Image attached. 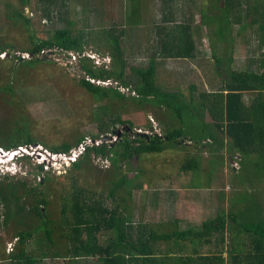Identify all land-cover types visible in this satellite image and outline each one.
Wrapping results in <instances>:
<instances>
[{"label": "trees", "instance_id": "obj_1", "mask_svg": "<svg viewBox=\"0 0 264 264\" xmlns=\"http://www.w3.org/2000/svg\"><path fill=\"white\" fill-rule=\"evenodd\" d=\"M70 1L72 0H39V3L35 2L32 7V0H21L20 5L24 9L17 10L14 20L17 28L26 35L30 46L22 48L20 52L36 55L42 49L53 47L74 52L83 51L84 43L79 35L80 31L77 30L78 17L73 16L69 20L67 16L70 14L72 3ZM214 1L211 7L213 20L207 18L205 14L202 15L203 22L208 29L210 28L208 35L209 33L210 36L215 35L217 27L221 37L224 38L225 33H229L233 26L239 25L240 31L243 32L248 27L253 28L254 23L259 20L262 21V30H264V0ZM58 3L57 13L61 19L67 16L65 21L68 27L55 30L51 39L42 40L37 36L38 33L32 30V17L25 11V7H29L31 13L41 12L42 18L51 19L53 9ZM244 4L247 7L243 10ZM210 36L214 63L217 64L222 60L220 58L222 56L218 55ZM179 39L183 41L182 38ZM7 49L6 44H1V53H6ZM187 56L189 54L182 55V57ZM17 59L23 64L26 61H47L41 57H34L31 60H24L22 57ZM249 59L241 69H233L229 64L233 72L229 75L226 88L204 94L210 95L211 101L199 104L203 107L202 111H211L214 116V130H209L208 125L202 121L204 112L199 113L201 116L190 107L189 111L192 110L186 119L194 123L193 125L189 126L179 120L178 125L172 122L165 126L163 135L134 132V138H130L133 124L121 120L119 116L111 118V124L116 121L128 123L131 130L123 132L115 142L107 141L87 147L85 153L71 165L69 173L67 172L74 181L71 191L58 190L53 193L55 197L51 198L54 180L52 173L44 170L43 164L35 165V169L41 175L37 185L31 184L26 178L16 179L9 176L3 178L0 181V225L4 217V227L9 228L13 225L11 232L16 240L13 245L10 244L6 258L17 264H41L46 260L57 263L61 259L68 261L69 264H75V261L88 258H97L103 264H264V218L257 196L252 199L242 197L236 212H226L223 209L215 218L204 220L198 228L190 226L182 230L179 226L182 220L178 218L173 221H158L155 223L156 227L144 221L134 223L128 206V202H132V191L126 190L127 198L120 197V191L125 189L124 186L128 183L125 174L110 177L112 184L109 196L116 202L114 208L107 206L96 190L97 186L89 181L91 177L99 179V174L93 173L96 172L95 159L110 160L115 170H121L119 164L128 162L134 156L144 159L145 155L162 153L168 148L182 145L181 137L191 133L192 130L201 129L198 127L199 118L202 132L208 130L209 133L206 136H193L190 138L191 141L202 143L204 139L211 138L216 143L217 135L214 133L224 132L231 139L236 151L246 156L254 155L259 159L254 175L261 169L264 170L262 166L264 165V56L258 61L257 69L250 66L253 60ZM81 63L83 71L93 79H115L124 87L133 83L135 85L132 90L135 92L133 97L152 100L160 108L165 107L179 116L178 118H181L182 111L193 105V96L190 104L184 102L179 104L176 101L178 97L174 94L162 92L154 82V70L137 72L136 75L140 79L135 80V75L131 77L124 72L95 69L89 62ZM24 70L25 68L21 70V75L22 73L28 75ZM80 84L90 93L99 94L97 96L100 98L109 96L107 90H103L107 87L97 86L85 78L80 80ZM193 89L196 88L193 86ZM116 92L121 98H126L119 90ZM246 94L250 95L248 104L245 100ZM12 108L17 112V105L13 104ZM17 122L24 126L17 128ZM11 123L15 125L14 128L0 132V146L14 150L36 143V140L28 135V123H24V117L22 121H17V116H14ZM109 125L103 122L100 126L102 135L93 136L92 139L102 141L108 134ZM24 131L27 133L25 138ZM86 138L80 135L73 142L67 141L49 148L54 153H69ZM29 158L30 156H25L23 160ZM197 167V164L188 165L183 171L196 170ZM140 172L139 176L142 175L143 170ZM80 178H84L83 186L77 185ZM135 186L142 187L140 184ZM245 203L250 209L244 206ZM107 232H112V235L107 244H104L101 238L106 236ZM2 243L0 239V245ZM205 250L208 252L203 253L202 251ZM2 257L4 255L0 251V259Z\"/></svg>", "mask_w": 264, "mask_h": 264}, {"label": "rangeland", "instance_id": "obj_2", "mask_svg": "<svg viewBox=\"0 0 264 264\" xmlns=\"http://www.w3.org/2000/svg\"><path fill=\"white\" fill-rule=\"evenodd\" d=\"M77 1L78 3L70 1V3L72 2L70 14L67 16L69 20L73 16L78 17L77 30L80 31L82 25H79L82 20H88V11H84L85 6L80 3L83 0ZM199 1L202 3L201 0ZM35 2L39 3V0H32V7H34ZM20 3L21 0H0V46L1 44L8 46L7 55L4 58L1 56L2 51L0 52V132H6L11 130V127H15L11 123L14 116H17V121H22V117H24V123H28V129L26 127L28 135L35 139L36 143L30 146H21L25 150L30 149L32 152L30 154L34 155V158L30 156L32 158L22 159L18 162L17 160L12 161L11 158H14V152L19 147L14 150H7L0 146V181L9 176L16 179L26 178L31 184L37 185L41 175L35 169V165L45 161L44 170L50 171L54 180L51 198L55 197L53 193L58 190L71 191L74 181L67 175L72 164L64 160L51 161L52 159L45 153V150L51 152L50 146H59L67 141L73 142L80 135L88 139H92L93 136H100L102 135L100 126L103 122L110 124L108 134H106L109 136L107 141L115 142L122 136L123 132L131 130L128 123L116 121L111 124L110 119L119 116L121 120L130 121L133 124V130L129 134L130 138H134V132L145 135H163L165 126L172 122L178 125L179 120L189 126L193 125L194 123L186 119L192 109L197 114L204 112V116L199 114L203 117L202 121L208 125L209 130H214L215 118L210 113L211 111H202L203 107L199 106L201 102L211 101L210 95L205 96L204 94L218 92L226 88V82L230 79L229 75L233 72L231 68H234L230 65H235L234 53L243 68L245 65L242 64H247L248 59L253 55L262 54L264 56V44L262 46L258 43L255 30L252 31L251 36H247L248 40H252V42L245 41L246 37H244L240 38L241 42L238 39L237 42L231 43V37L228 36V33L226 32L223 38L216 27V34L210 36L209 33V36L218 51V55L222 56H219L222 60L217 64L214 63L208 72L209 74H205L203 69H200L203 74L198 75H173L164 70L165 74L154 76V82L158 88L164 93L174 94L178 97L177 103L190 104L193 96V105L182 111L181 118H178L179 116L165 107L160 108L152 100L133 97L135 96L132 91L135 86L133 83L124 87L120 82H117V86L113 85V87L103 89L109 93L107 98H100L97 96L99 94L90 93L80 84V80L86 77L82 73L83 71L76 72L72 70L71 66L67 67L65 61L61 60L59 56H55L56 59H50V61H26L24 64L19 62L14 54L22 48L30 46L26 35L17 28V23L14 20L17 10L24 9ZM245 7H247L246 4ZM199 10L200 8L197 15L198 21L200 18ZM25 11L32 17V30H35L38 33L37 36L42 40L51 39L55 30L68 27L67 21H65L67 16L61 19L57 13L59 3L54 7L53 18L51 19L42 18L41 12L31 13L29 7H25ZM118 12L121 16L122 11L118 10ZM205 15L213 20L210 13ZM127 17L122 15L121 19L125 22ZM118 21H120L119 18ZM113 28L112 26L107 29L103 26L99 30L91 29L88 32L91 36L88 34L86 36L90 37L88 39L91 40L92 45L93 42L100 43L101 48L104 49L105 46L108 52L117 53L119 48L126 50L127 47L132 48L126 43L120 44L122 36L118 29ZM252 29L248 27L246 31L250 32L249 30ZM200 36H202L200 39L209 46L206 30L202 26L200 27ZM207 46H203L201 50L206 53L205 48H207V53H210ZM122 49L120 52H123ZM127 53L133 55L135 52L129 50ZM99 56L103 59H110L108 68L96 67L94 61L89 58H83L82 62H89L95 69L112 70L111 57H106L103 54ZM115 63L118 65L116 59ZM121 63L123 62L121 61ZM20 65L22 66L19 68ZM22 68H25L24 72L27 71L28 75L24 73L21 75ZM113 70L120 72L121 68L118 67V69L114 68ZM142 70L149 69L142 68ZM133 71L137 72L136 70ZM133 75L136 76L135 80L140 79L136 74L127 76L132 77ZM193 86L196 89H193ZM122 88H129V91L132 92L124 91V93L121 91ZM117 90L122 92L126 98H121L116 92ZM249 97L250 95L246 94L245 100H248ZM13 104L17 105V112L13 110ZM190 107L192 109L189 111ZM198 121V127L201 129L192 130L191 133L181 137L182 145L168 148L162 153L145 155L144 159L134 156L128 162L119 164L121 170H115L110 160L95 159L96 172L93 173L99 174V179L91 177L90 183L97 186L96 190L107 206L114 208L116 202L114 198L111 199L109 196V189L112 184L110 177L112 175L121 176V173L125 174L128 183L125 184V189L120 191V197L125 196L127 198L126 193L128 192L126 190L132 191V202H128V206L136 224L144 221L156 227L155 223L158 221H173L178 218L182 220L180 228L185 230L190 226L200 225L204 220L215 218L220 210L236 212L239 208L238 202L244 196L250 199L257 196L264 218V170L261 169L254 175V169H257L256 164L259 159L254 155L246 156V154L236 151L228 135L221 131L214 133L217 135L218 142L216 143L211 138L204 139L202 143L191 141L190 138L193 136H206L209 133L208 130L202 132L200 118ZM23 126L22 123L17 122V128ZM25 131L23 132L24 138L27 135ZM114 131L117 132L114 133ZM98 141L101 142V140ZM97 143L95 144L97 145ZM196 164L198 165L196 170L183 171L185 166ZM141 170L143 172L139 176ZM42 175L44 174L42 173ZM135 184H140L142 187L135 186ZM77 185L83 186L84 178H80ZM120 197H118L119 200ZM244 206L250 209L247 203ZM3 222L4 217L1 219L0 239L3 243L8 241L14 244L16 240H14L11 232L13 225L5 228ZM111 235L112 232H107L101 241L107 244ZM202 252L207 253L208 251ZM58 262L50 263L69 264L64 259ZM75 264L103 263L99 262L97 258H88L75 261Z\"/></svg>", "mask_w": 264, "mask_h": 264}, {"label": "crops", "instance_id": "obj_3", "mask_svg": "<svg viewBox=\"0 0 264 264\" xmlns=\"http://www.w3.org/2000/svg\"><path fill=\"white\" fill-rule=\"evenodd\" d=\"M72 1L78 3L77 0ZM201 1L202 3L199 0L79 1L81 4H84V11H88V20H82L83 18L81 17L82 22L79 25H82L79 35L84 43L83 50H89L97 55L103 54L106 57H111V69H118L120 67V72H124L125 75L137 74V72L143 71L142 68L154 70L155 75L165 74L163 72L164 70L168 74L172 73L173 75L203 74L200 72V69H203L205 74H209L208 72L213 67L215 58L209 41L208 26L203 22L202 15L206 13L212 14L211 7L215 1ZM199 8L200 18L198 21L197 15ZM242 8L243 10L245 9V4ZM118 10L122 11L121 16H128L125 22L119 16ZM118 18L120 21H118ZM262 25V21L259 20L257 23H254L253 29L251 28L252 30H249L250 32L240 31L239 25L233 26L228 33V36L231 37L230 42L235 43L238 39L240 40V38L244 37L247 38H245V41H247V36H251L255 30V34L258 36V43L263 46L264 30H262ZM103 26L107 29H110L112 26L114 27L113 29H118L122 36L120 44L124 45L126 43V45L132 46V48L127 47V50L125 48H119L116 53L106 51L104 44V49L101 48L102 45L100 43L93 42L92 45L91 40L88 39L90 37L86 35H90L88 32L91 29L99 30ZM199 26L205 28L209 46L200 39L202 36H200ZM235 27L237 28L235 29ZM179 38H182L183 41ZM247 42H252V40H248ZM205 45L209 47L208 50L210 53H207V48H205L206 53L201 50L203 46L206 47ZM121 49L123 52H120ZM129 50H133L135 53L128 55L127 52ZM186 54H189V56L182 57V55L186 56ZM262 57V54L253 55L251 57L253 63L250 66L257 69L258 61ZM115 59L118 61V65L115 63ZM234 62L235 65H231L234 67L233 69H241L239 68L241 64L237 61L235 53ZM242 65L246 64L244 63ZM246 101L248 104L249 100L246 99ZM181 224L182 222L179 225L180 227ZM10 244L13 245L7 241L0 245L1 254L4 255L0 259V264H17V262L15 263L6 258L10 250ZM51 263L48 260L41 262V264Z\"/></svg>", "mask_w": 264, "mask_h": 264}, {"label": "built area", "instance_id": "obj_4", "mask_svg": "<svg viewBox=\"0 0 264 264\" xmlns=\"http://www.w3.org/2000/svg\"><path fill=\"white\" fill-rule=\"evenodd\" d=\"M7 55V53H1V56L4 58ZM17 57H22L24 60H31L34 57H41V58H49V59H56L55 56H59L61 58V60L65 61V65H76L79 63V61L83 58H90L94 61V64L96 67H105L108 68V63L110 62L109 58H105L103 59L102 57H100L99 55H97L96 53L92 52V51H84V52H74V51H67V50H62L58 47H53V48H49V49H42L41 51H39L36 55L30 53V52H16L14 54ZM87 80L91 81L92 83L95 84H101V85H108V84H112L111 80H107V81H100V80H96L93 78H90L89 76L86 77ZM116 84V83H114ZM124 91V89H123ZM96 142L97 145L101 144L103 142V140L101 142L94 141L92 139H88L86 138V140H84L81 144H79L78 146H76L75 148H73L69 153H54V152H50L45 150V153H47V155L52 159L51 161H62L64 160L65 162H68L70 164H73L74 162H76L86 151L87 147L90 145H94ZM96 145V144H95ZM17 154H28L29 156H32L30 153L31 150L29 149H24L23 147H19L17 150H15ZM33 151V150H32ZM34 156V155H33ZM32 156V157H33ZM30 157V158H32ZM34 158V157H33ZM45 162V161H44ZM43 163H39V164H44ZM45 165V164H44Z\"/></svg>", "mask_w": 264, "mask_h": 264}, {"label": "clouds", "instance_id": "obj_5", "mask_svg": "<svg viewBox=\"0 0 264 264\" xmlns=\"http://www.w3.org/2000/svg\"><path fill=\"white\" fill-rule=\"evenodd\" d=\"M90 59V58H89ZM82 60L83 59H81L80 61H79V63H81L82 62ZM82 64V63H81ZM77 65V64H76ZM76 65H74V66H76ZM95 65V64H94ZM73 65H71V67H72ZM86 77H88L89 75H87L86 74V72H82ZM86 77H85V79H86ZM90 77V76H89ZM91 78V77H90ZM96 80H99V79H96ZM107 80H111L112 81V85H115V86H117V81L116 80H112V79H107ZM107 80H100V81H107ZM114 83H116V84H114ZM93 84H95V83H93ZM96 85H101V84H96ZM104 87H107V85H103ZM121 91H123V88H122V90ZM124 91H126L127 93H129L130 91H129V88H127V89H124ZM123 91V92H124ZM125 93V92H124ZM135 93V92H134ZM104 142H107V141H104ZM25 156H29L28 154H15L14 153V158H11V160L12 161H14V160H17V162L18 161H20V160H22ZM107 160V159H106Z\"/></svg>", "mask_w": 264, "mask_h": 264}, {"label": "water", "instance_id": "obj_6", "mask_svg": "<svg viewBox=\"0 0 264 264\" xmlns=\"http://www.w3.org/2000/svg\"><path fill=\"white\" fill-rule=\"evenodd\" d=\"M45 60H47V61H50V59L49 58H45ZM67 67H69V65L67 66ZM72 68V70H75L76 72L78 71H83V67H82V64L81 63H78L76 66H72L71 67ZM107 87H113V85L112 84H108L107 85ZM109 136H106V137H104V140H103V142L104 141H107L109 138H108Z\"/></svg>", "mask_w": 264, "mask_h": 264}]
</instances>
